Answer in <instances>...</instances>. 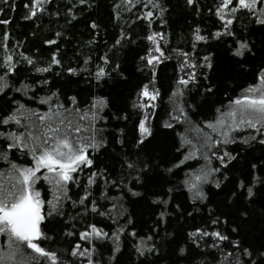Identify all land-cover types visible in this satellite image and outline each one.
Returning <instances> with one entry per match:
<instances>
[{"label": "trees", "instance_id": "1", "mask_svg": "<svg viewBox=\"0 0 264 264\" xmlns=\"http://www.w3.org/2000/svg\"><path fill=\"white\" fill-rule=\"evenodd\" d=\"M33 3L0 0V182L12 190V165L34 166L29 133L44 124L91 161L59 188L37 173L35 243L56 264H264V120L222 115L260 85L264 0L219 14L222 0ZM10 133L28 148L9 150ZM20 248L27 264H52Z\"/></svg>", "mask_w": 264, "mask_h": 264}, {"label": "snow or ice", "instance_id": "2", "mask_svg": "<svg viewBox=\"0 0 264 264\" xmlns=\"http://www.w3.org/2000/svg\"><path fill=\"white\" fill-rule=\"evenodd\" d=\"M43 2L44 0H34L33 7H38ZM189 2H191V0H189ZM232 2L233 0H222V8L218 11V14L222 12L223 9L228 8ZM256 2L257 0H238V5L240 8H247L251 11ZM236 10L235 7L231 9V11ZM32 14L35 15V12ZM148 15H151V13H148ZM227 23L230 24L231 20H228ZM260 23H264V21H260ZM196 38L198 40L203 39L200 36ZM149 39H153V37H149ZM241 47H244V45ZM237 54H239V52ZM148 62L151 64L152 60L150 59ZM98 75H103V70H101ZM187 82L188 81L183 79L179 81L181 84H187ZM143 95L150 100L155 99V96L150 95L147 91V87H145ZM99 103L103 104V101ZM233 104L236 106V109L222 114L224 117L231 119L233 124L238 126L239 124L247 123L249 126H253V120L251 118H246L252 116L259 120H264V74L261 75L259 86L246 89L245 94L241 98L233 101ZM141 107H148V105H141ZM238 113L239 119L237 118ZM32 115L37 114L33 113ZM55 115L58 116L59 114ZM83 118L82 116L81 119ZM38 119L44 122L46 120L51 121L53 117L40 115ZM12 120H15L17 124L20 123L15 116H10L2 122L8 124ZM59 123L63 124L64 121L61 120ZM68 123L70 125L71 122L69 121ZM217 123L222 126L224 120L221 119L217 121ZM36 127L39 129L40 126ZM43 127L46 131H41L38 135L29 133L34 140L38 141L31 149L34 166L18 168L15 164L12 165L14 172L18 173V175H12L10 177V179L14 181V183L11 184L12 190H9L5 187L4 183L0 182V235L8 236L11 248L7 256L0 255V264H7L9 261H14L18 256L20 260L17 261V264H21V262L27 264L20 245H24L26 248L31 249L38 256L47 257L52 264H56L54 253L46 252L39 245L34 243V241L42 237L39 225L43 219L40 212L42 205L39 199L40 193L32 191L36 180L41 178L37 176V173L46 170V172L43 173V178L48 179L50 183L54 181L56 187L59 188L67 184L68 181L73 180L72 173L77 172L80 165L91 164V161L85 156V148L73 143L67 133L61 135L59 126L44 124ZM209 127L215 129V125H209ZM140 129L142 133L148 131L143 121H141ZM75 131L78 133L80 129L76 128ZM224 135L227 136V132H225ZM22 136L23 134L10 133L8 138L14 142L8 145V149L11 150L16 147H20L21 150L27 149V143L21 144ZM0 157L7 159L4 153H0ZM202 179H204V177L196 175L191 180L186 181V183L190 184V188H196L197 184ZM17 185L20 187L17 188ZM92 232L98 236L100 235L94 227L92 228ZM213 235L218 236L219 234L214 233ZM88 236L89 233L85 232L82 234L81 239ZM220 238L225 239V237ZM79 247L80 246L77 245V248ZM73 255H76V252H73Z\"/></svg>", "mask_w": 264, "mask_h": 264}, {"label": "rangeland", "instance_id": "3", "mask_svg": "<svg viewBox=\"0 0 264 264\" xmlns=\"http://www.w3.org/2000/svg\"><path fill=\"white\" fill-rule=\"evenodd\" d=\"M34 243H35V241H34Z\"/></svg>", "mask_w": 264, "mask_h": 264}]
</instances>
